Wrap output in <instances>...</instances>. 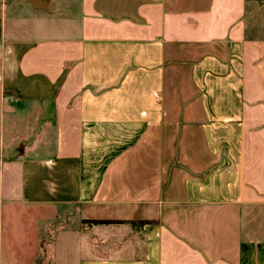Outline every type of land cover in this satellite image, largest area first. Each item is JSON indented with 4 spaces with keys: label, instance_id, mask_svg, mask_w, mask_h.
<instances>
[{
    "label": "crops",
    "instance_id": "obj_1",
    "mask_svg": "<svg viewBox=\"0 0 264 264\" xmlns=\"http://www.w3.org/2000/svg\"><path fill=\"white\" fill-rule=\"evenodd\" d=\"M17 3L39 35L2 1L1 98L35 125L0 134V264L27 209L54 264H264V0Z\"/></svg>",
    "mask_w": 264,
    "mask_h": 264
},
{
    "label": "rangeland",
    "instance_id": "obj_2",
    "mask_svg": "<svg viewBox=\"0 0 264 264\" xmlns=\"http://www.w3.org/2000/svg\"><path fill=\"white\" fill-rule=\"evenodd\" d=\"M2 1L0 0V16L2 13ZM9 8L8 13L18 14V12L23 11V15L20 19H18L19 26H22V30H20L19 36H24L25 38H33L38 36L37 32L32 29V24L30 15L32 13V8L29 4L26 5L24 9L20 8L17 0H8ZM58 5L57 3H55ZM59 7V6H58ZM51 8L54 9V4L52 3ZM62 15L56 18L55 20L52 19V23L55 26L61 25V19H65L64 16L67 15V8H62ZM264 14V12H262ZM49 15L47 14V17ZM263 16H261L262 18ZM254 17H251L253 19ZM263 19V18H262ZM49 20V19H47ZM50 35H61L55 31V27L52 29ZM11 36V34H8ZM1 52V50H0ZM1 60V59H0ZM1 78V77H0ZM6 96L9 94H13L14 92L5 91ZM2 97V86L0 82V134H4L5 144H4V154L7 153L8 148L11 142H14L19 139H28L29 134H33V127L35 125V121L32 115L29 113L28 109H22L18 107H11L7 101L3 102ZM12 97V95H11ZM2 152V148H0V153ZM25 209V208H23ZM42 213V211H41ZM39 213V215L41 214ZM8 211L5 210L4 214V226L6 230V235L11 242L12 248L20 255V258L24 260L27 264H51L53 263L51 256L53 254L52 246L49 242V235H45L46 239L43 240L39 246L38 241V234L39 230L35 226L36 217H34V210L27 209L23 211L22 215L18 217L17 222L13 221V218L10 216L8 217ZM51 220V221H50ZM50 222H54V216L50 218ZM60 226L57 222L55 225L48 226V230H51V233ZM46 229V225L42 226ZM42 227L39 228L42 230ZM38 231H37V230ZM18 235V237H16ZM54 264V263H53Z\"/></svg>",
    "mask_w": 264,
    "mask_h": 264
},
{
    "label": "water",
    "instance_id": "obj_3",
    "mask_svg": "<svg viewBox=\"0 0 264 264\" xmlns=\"http://www.w3.org/2000/svg\"><path fill=\"white\" fill-rule=\"evenodd\" d=\"M28 1H30L35 8H38V9H48V0H28ZM21 151L22 150L20 148L17 149L13 153H11L10 157L11 158H15L16 156H18V154Z\"/></svg>",
    "mask_w": 264,
    "mask_h": 264
}]
</instances>
